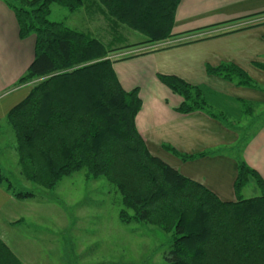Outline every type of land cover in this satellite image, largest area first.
Returning a JSON list of instances; mask_svg holds the SVG:
<instances>
[{
  "label": "trees",
  "instance_id": "16d2710c",
  "mask_svg": "<svg viewBox=\"0 0 264 264\" xmlns=\"http://www.w3.org/2000/svg\"><path fill=\"white\" fill-rule=\"evenodd\" d=\"M181 1L5 0L15 15L19 37L33 35L35 39L34 59L17 82L31 90L5 119L15 138L11 147L19 173L47 190L82 170L87 179L105 178L121 196L119 217L123 223L153 224L171 235L170 250L164 255L166 264H264L261 176L239 158L234 184L237 201L226 203L154 157L136 127L142 107L139 90H124L113 69L110 54L119 46L109 47L91 32L48 18L53 4L70 13L98 8L106 29L111 27L117 36L127 27L144 36L145 43H160L172 37ZM255 66L264 71V65ZM207 72L238 87L261 88L233 63L207 67ZM158 78L183 99L178 113L205 112L226 122L223 114L209 105L202 87L176 76ZM164 148L183 161L207 155H185ZM251 180L261 194L242 199L240 195ZM0 186L15 198L33 197L15 190L1 168ZM0 264H23L1 239Z\"/></svg>",
  "mask_w": 264,
  "mask_h": 264
},
{
  "label": "crops",
  "instance_id": "0c3cea01",
  "mask_svg": "<svg viewBox=\"0 0 264 264\" xmlns=\"http://www.w3.org/2000/svg\"><path fill=\"white\" fill-rule=\"evenodd\" d=\"M33 37L27 40L19 37L13 11L5 0H0V134L6 129L8 113L31 90V86H17V82L34 59ZM167 41L179 44L113 63L123 89L139 90L142 107L136 117L137 130L154 157L202 184L222 202H236L234 184L239 158L264 180V125L246 142L241 128L227 121L205 112L180 114L177 109L183 99L161 83L158 76H176L191 86L202 87L211 106L216 96H222L231 100V108L237 109L235 112L240 115L247 109V115L255 109L262 110L264 71L255 64L264 65V0H182L177 8L173 35ZM137 44L140 43L133 45ZM223 63L237 65L261 88L238 87L208 74L207 67ZM164 146L180 154L207 155L183 161ZM234 150L238 152L236 155L231 154ZM240 197L253 198L242 193ZM29 203L0 186V239L23 264H63L68 249L65 242L60 244L55 238L51 246L44 247L31 245L28 239L21 238L27 231ZM65 230L61 232L62 238Z\"/></svg>",
  "mask_w": 264,
  "mask_h": 264
},
{
  "label": "rangeland",
  "instance_id": "374dc122",
  "mask_svg": "<svg viewBox=\"0 0 264 264\" xmlns=\"http://www.w3.org/2000/svg\"><path fill=\"white\" fill-rule=\"evenodd\" d=\"M48 18L77 31L91 32L93 37L109 47L119 46V50L110 54L113 63L131 55L179 44L167 40L141 43L145 40L144 36L127 27H122L118 36L123 35L124 38H119L111 27L106 29V20L98 8L92 11L84 8L70 13L66 8L53 4ZM31 37L33 35L28 38ZM110 39L117 42L111 44ZM143 45L148 48H136ZM215 99L213 109L216 113H225L223 118L227 122L241 128L244 141L248 142L264 125V108L255 109L251 115L243 110L240 115L235 112L237 109L231 108V100L222 96ZM0 135L1 173L12 182L15 190L33 195L26 199L30 201L26 206L27 231L21 238L28 239L31 245L44 247L47 244V247L51 246L56 239L60 244L65 242L68 249L63 264H166L164 255L170 250L171 235L153 224L123 223L119 217L121 196L105 178L87 179L82 170L64 177L54 189L47 190L20 175L17 155L11 147L15 145V138L10 129L6 127ZM236 152L231 151V154L236 155ZM242 194L244 197H255L261 192L251 180ZM65 228L62 238L61 232Z\"/></svg>",
  "mask_w": 264,
  "mask_h": 264
}]
</instances>
